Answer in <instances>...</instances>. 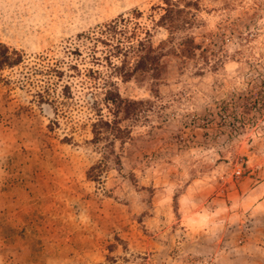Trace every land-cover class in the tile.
Segmentation results:
<instances>
[{
	"label": "rangeland",
	"instance_id": "374dc122",
	"mask_svg": "<svg viewBox=\"0 0 264 264\" xmlns=\"http://www.w3.org/2000/svg\"><path fill=\"white\" fill-rule=\"evenodd\" d=\"M199 5L184 34L204 55L166 57L158 94L143 76L118 80L123 97L146 103L125 123L123 171L99 185L87 178L99 155L86 142L103 89L84 73L102 47L79 35L124 14L158 45L168 37L154 23L164 1L0 0V42L28 58L0 82V199L7 186L29 188L15 173L34 158L24 176L40 180L39 197L26 199L28 230L40 236V252L26 254L35 264H264V0ZM56 64L66 77L45 83ZM38 92L50 100L39 105Z\"/></svg>",
	"mask_w": 264,
	"mask_h": 264
},
{
	"label": "trees",
	"instance_id": "16d2710c",
	"mask_svg": "<svg viewBox=\"0 0 264 264\" xmlns=\"http://www.w3.org/2000/svg\"><path fill=\"white\" fill-rule=\"evenodd\" d=\"M163 12L155 26L163 27L168 32V37L155 45L151 39V32L147 28L135 22L130 27L131 18L121 14L118 18L103 24L92 35L80 34L88 40H93L94 44L100 43L102 49L97 50V46L92 48L95 61L93 65L97 68H86L84 75L95 85H100L103 89L101 100L90 101V107L96 119L91 123L92 138L87 140V144L99 155L98 160L90 166L87 171V178L99 185H102L106 174L110 170L123 171L121 154L118 148H122L130 139L131 130L125 125L126 122L137 119L145 100H135L123 97L120 93L118 80L128 83L138 75L151 80V91L159 93L160 80L166 72L165 58L171 55L181 59H194L197 51L201 50V55L206 53L205 49L195 42L192 36L184 34L191 24L189 8L200 7L201 0L188 1L182 6L179 0H163ZM139 19L142 13L134 10L130 13ZM143 34V36H141ZM97 51L101 54L97 56ZM81 56V53H77ZM28 61L24 51L12 48L4 42H0V82L5 80L3 72L13 70L25 65ZM81 75V70L77 66H70ZM106 68L104 72L101 68ZM61 64L48 66L42 72L47 76L45 83H50L51 77L63 80L67 73ZM30 82V85L43 87L41 82ZM64 95L70 96V86L63 87ZM36 102L40 105L50 100L44 93L38 92ZM104 108L108 110L109 116L103 113ZM49 129H52L49 124ZM63 142L73 143V138L65 137ZM131 181L135 184L136 180L132 176Z\"/></svg>",
	"mask_w": 264,
	"mask_h": 264
},
{
	"label": "crops",
	"instance_id": "0c3cea01",
	"mask_svg": "<svg viewBox=\"0 0 264 264\" xmlns=\"http://www.w3.org/2000/svg\"><path fill=\"white\" fill-rule=\"evenodd\" d=\"M33 159L24 158L21 161V164L24 165L20 166L15 173L20 174V178L23 180L25 178V185L29 188L7 186L0 199V264H10L8 261L10 257L20 261L21 264L23 262L26 264L39 262L31 260V255H26L40 252V236L28 230L29 222L27 220V216L31 215L33 211H29V203L26 202V199L39 197L40 195L37 192L40 188V180L39 182L31 183L24 176L25 172L33 166ZM30 160L31 162H29ZM30 227L35 229L34 221ZM46 263L49 264L50 262L45 261L44 264Z\"/></svg>",
	"mask_w": 264,
	"mask_h": 264
}]
</instances>
